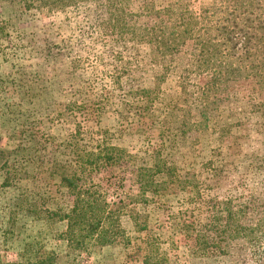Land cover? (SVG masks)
<instances>
[{
  "label": "rangeland",
  "instance_id": "obj_1",
  "mask_svg": "<svg viewBox=\"0 0 264 264\" xmlns=\"http://www.w3.org/2000/svg\"><path fill=\"white\" fill-rule=\"evenodd\" d=\"M152 1L165 7L175 0ZM200 5L201 0H192V11L199 12ZM128 11L136 13L137 2ZM106 19V8L97 2L60 12L27 11L0 2L2 260L34 261L53 249L59 254L58 264H147L146 242L151 238L161 264H250L243 241L228 256L211 252L204 258L192 257L189 248L194 240L182 223L195 218L200 228L210 217V204L246 195L248 188L264 182V112L259 106L264 86L253 81L209 86L217 99L201 118L199 85L205 76H192L186 86H178L175 76L156 84L149 44L124 40L102 26ZM127 21L132 26L153 23L151 18L133 16ZM141 89H156L146 109L138 104ZM78 129L79 145L71 149L75 153L65 154L53 145L51 138ZM104 133L111 145L126 148L131 158L93 178L109 188L111 199L123 198L125 214L120 226L110 229L107 244L70 254L58 237L65 222L49 225L30 213L13 211V204L22 187L37 191L52 210L68 209L73 200L61 195L49 162L56 159L71 169L75 154L94 150ZM158 156L176 168L177 178L191 184L187 191L169 184L168 194L148 192V201L137 203L138 168L153 167ZM4 164H9V171L18 169L32 177L2 187L8 172ZM154 179L168 177L156 174ZM260 213L255 208L250 216L256 219ZM138 214L143 215L138 219L141 225L148 218L145 231L136 226Z\"/></svg>",
  "mask_w": 264,
  "mask_h": 264
},
{
  "label": "trees",
  "instance_id": "obj_2",
  "mask_svg": "<svg viewBox=\"0 0 264 264\" xmlns=\"http://www.w3.org/2000/svg\"><path fill=\"white\" fill-rule=\"evenodd\" d=\"M0 2H9L21 10L37 9L47 12H60L89 2L102 4L107 12V19L102 26L120 34L126 41L149 44L156 84H162L168 77L175 76L178 86H186L192 76H205V82L199 85L203 86L199 93L201 118H205L208 105L217 99L210 94L209 86H228L230 82L239 81H253L264 86V0H201L197 13L192 11V0H175L165 7H158L152 0ZM136 2L137 12H129V8ZM130 16L151 18L153 23L132 26L127 21ZM155 93L156 89L138 91V104L142 109H146L149 98ZM259 106L264 112V102ZM80 135L81 130L78 129L62 138L51 139L53 145L66 154L79 145ZM46 140L49 139L46 138L45 143ZM71 152L75 153L73 150ZM128 152L126 148L111 145L104 133L94 150L84 149L82 153L75 154L71 169L58 164L56 159L51 160V175L58 181L61 195L72 198L71 206L66 210H52L48 200L37 195V191L18 186L19 195L13 204V211L30 213L44 219L49 225L65 222L66 229L58 233V237L66 242L70 254L88 251L93 245L107 244L110 229L120 226L126 206L123 198L111 199L109 188L93 177L104 168L127 161L131 158ZM39 164L38 167L42 169L44 163ZM3 166L8 172H5L2 187L10 186L12 180L32 177L28 172H20L18 169L9 171V164ZM176 173V168L160 156L153 167L138 168L140 189L136 202H147L148 192L168 194V185L173 183H177L182 191H187L191 183L177 178ZM156 174H164L168 179L158 182L154 179ZM245 194L239 197L230 195L210 204V217L200 228L195 218L183 220L187 236L194 240L189 248L192 257L204 258L211 252L228 256L235 244L243 241L250 264H264V182L258 187L248 188ZM255 208L261 210V213L256 219H252L250 215ZM141 216L143 215L134 216L135 223L139 231H145L148 229V218L145 216L146 223L141 225L138 220ZM154 246L155 240L148 239L145 258L147 264H161L163 260ZM58 256L53 249L45 251L43 256L34 261L6 262L0 256V264H58Z\"/></svg>",
  "mask_w": 264,
  "mask_h": 264
}]
</instances>
